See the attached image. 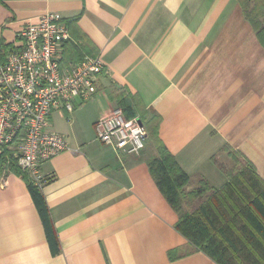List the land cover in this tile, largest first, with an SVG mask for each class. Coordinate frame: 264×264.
<instances>
[{"label":"crops","instance_id":"crops-1","mask_svg":"<svg viewBox=\"0 0 264 264\" xmlns=\"http://www.w3.org/2000/svg\"><path fill=\"white\" fill-rule=\"evenodd\" d=\"M48 13L68 24L65 62L100 56L106 70L93 99L59 112L63 132L52 115L70 148L41 167L60 253H51L28 182L5 170L0 264H217L202 252L170 258L188 241L149 171L152 138L137 156L119 154L98 140L95 123L117 107L113 95L126 93L188 174L187 193L222 188L228 178L218 164L228 152L264 180V46L239 1L0 0V54Z\"/></svg>","mask_w":264,"mask_h":264},{"label":"built area","instance_id":"built-area-1","mask_svg":"<svg viewBox=\"0 0 264 264\" xmlns=\"http://www.w3.org/2000/svg\"><path fill=\"white\" fill-rule=\"evenodd\" d=\"M70 40L63 18L48 13L20 28L17 43L0 56V157L7 156V166L15 161L40 188L49 181L43 164L70 149L66 137L53 130L52 115H70L93 99L106 70L100 56L65 62ZM95 132L103 145L129 156L139 155L149 139L141 119L127 118L118 106L96 121Z\"/></svg>","mask_w":264,"mask_h":264},{"label":"trees","instance_id":"trees-1","mask_svg":"<svg viewBox=\"0 0 264 264\" xmlns=\"http://www.w3.org/2000/svg\"><path fill=\"white\" fill-rule=\"evenodd\" d=\"M247 21L264 46V0H238ZM68 25V24H67ZM5 54L0 56H4ZM117 103L129 119L137 114L133 97L115 94ZM157 157L149 162V171L169 206L179 214L175 229L188 241L186 248L171 250V259L202 252L217 264H264V180L251 164L245 162L235 172H228L226 184L211 189L205 183L187 193L188 174L158 137V128L147 125ZM7 156L0 157V174L12 171L28 183L29 193L42 220L53 256L60 253L59 238L42 189L29 180Z\"/></svg>","mask_w":264,"mask_h":264},{"label":"rangeland","instance_id":"rangeland-1","mask_svg":"<svg viewBox=\"0 0 264 264\" xmlns=\"http://www.w3.org/2000/svg\"><path fill=\"white\" fill-rule=\"evenodd\" d=\"M78 107H77V109H78ZM75 111H74V113H75ZM63 115H64V113H63ZM53 119H54L53 121L55 124V129L63 132L65 130L66 126H65V122L63 121L62 117L60 116V113L57 112L55 114V116L53 117ZM80 123L83 127H87L90 129L91 120L89 118H86V119L80 121ZM90 134L92 135L91 129H90ZM225 158L226 159H221V162L218 164V167L221 168V166H222V167H224V170L226 169V171H228V172H235L238 168H241V166H243L245 164V162L243 160H241L240 157H238L237 155L232 154V153L229 154V152L226 153Z\"/></svg>","mask_w":264,"mask_h":264}]
</instances>
